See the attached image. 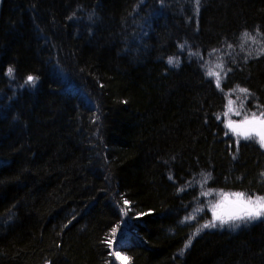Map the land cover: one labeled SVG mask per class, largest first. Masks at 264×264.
Wrapping results in <instances>:
<instances>
[{
  "label": "trees",
  "instance_id": "obj_1",
  "mask_svg": "<svg viewBox=\"0 0 264 264\" xmlns=\"http://www.w3.org/2000/svg\"><path fill=\"white\" fill-rule=\"evenodd\" d=\"M228 92L264 108V0H0V264H264V218L180 251L202 193L264 195Z\"/></svg>",
  "mask_w": 264,
  "mask_h": 264
},
{
  "label": "snow or ice",
  "instance_id": "obj_2",
  "mask_svg": "<svg viewBox=\"0 0 264 264\" xmlns=\"http://www.w3.org/2000/svg\"><path fill=\"white\" fill-rule=\"evenodd\" d=\"M199 3V0H197V4ZM244 36L248 37L249 39H255L254 37H251L250 34L244 33ZM173 61L170 59L169 63H172ZM217 68H222V65L217 64ZM13 69L9 68L8 73L11 74ZM207 75L210 77L216 78V86L217 88L221 87V78L220 74L218 72H215L213 70H209L207 72ZM35 78L32 76L28 77V82H34ZM239 92L241 93H248L247 89L244 88H238ZM237 91V89H233V92ZM235 103L231 98L228 99L226 108L227 111L223 113L225 117H228V113L231 112L236 116H241L242 119L240 120H232L227 119V122L225 123V127L228 129V132L225 133V135H228L229 133H232L236 135L239 138H242L244 140H255V142L259 143L262 147H264V108L258 107L257 111H244V104L243 101L240 104L239 109L234 110L232 105ZM219 119V117H217ZM237 143H239V139L237 140ZM206 182V180H205ZM203 195H211L212 192H204ZM216 195L221 197L219 201L214 203L212 205V213L213 218L208 223L204 224L202 228H214L217 227L216 221H219L221 225L228 223L229 221H249L253 219H258L261 217H264V196H254V195H247L243 192H233V193H227V192H217ZM229 197L236 198L235 200H229ZM228 202L230 204L236 205L237 210L229 213H221L218 214L216 209L222 208L224 203ZM125 204L128 203V201H124ZM196 211H200V209H197ZM195 219V216H189L186 217L185 220ZM201 229H197L196 233L193 234L192 237H189V239L185 242L183 248L180 250L181 254L185 250H187L192 243V239L196 234H198ZM117 232V228L112 229L113 235ZM113 255L116 257L117 260L124 261L127 259V257L123 256L119 251H116L113 253Z\"/></svg>",
  "mask_w": 264,
  "mask_h": 264
},
{
  "label": "rangeland",
  "instance_id": "obj_3",
  "mask_svg": "<svg viewBox=\"0 0 264 264\" xmlns=\"http://www.w3.org/2000/svg\"><path fill=\"white\" fill-rule=\"evenodd\" d=\"M185 52H187V51H185ZM209 65L213 68V71H215V72L220 70V68L216 67V65H217L216 62H215V65H213V66L211 64H209ZM209 70H210V68H209ZM222 76H223V72L220 75L221 79H222ZM229 98H231L233 101H235V103L232 105L233 109L234 110L239 109L240 104H241V101L239 100V98L238 97L234 98V96H232V93L228 92L227 95H226V105H227V102H228ZM226 111H227V108L225 107L224 112H226ZM221 118H222V121H223L224 125L227 122V119H229V118L232 119V120H240V119H242L241 116H236V115H234L231 112L228 113V117H225L222 114ZM226 132H228L227 128H226ZM228 135H230L233 139H235V141H237L239 139V142L240 141H253V142H255V140H244L242 138L237 137L236 135H234L232 133H229ZM255 143L264 151V147H262L257 142H255ZM211 192H212L211 195H202V196H204V198H205V196L207 198L206 205L199 206L198 208H196L195 210H193L189 214V216H195V219L185 220V223H193V222L197 221L198 222L197 225L199 226V229H201L204 224H206V223H208L209 221L212 220V218H213L212 205L214 203H216L217 201H219L221 199V197L216 195L217 192H215V191H211ZM227 193H233V192H227ZM255 196H259V195H255ZM260 196H264V195H260ZM235 199L236 198H234V197H229V200H235ZM197 209H200V211H196ZM236 210H237V206L233 205V204H230L228 202H225L222 208L216 209L218 214L229 213V212H233V211H236ZM204 213L207 215L206 216V220H205V218L203 220H201V215L204 214ZM263 218L264 217H261V218H258V219H253V220H249V221H240V220L229 221L228 223L223 224V225H221L219 221H216L217 227H214V228H212V227H210V228H202V230H204V229H208V230L216 229V230H227V231L235 232V231H237L238 229H240V228H242L244 226H249V225H252V224L258 222L259 220H261ZM117 264H123V261L119 260V263H117Z\"/></svg>",
  "mask_w": 264,
  "mask_h": 264
}]
</instances>
